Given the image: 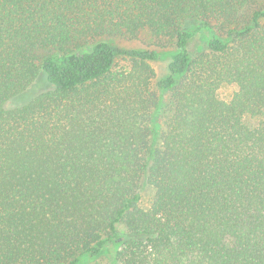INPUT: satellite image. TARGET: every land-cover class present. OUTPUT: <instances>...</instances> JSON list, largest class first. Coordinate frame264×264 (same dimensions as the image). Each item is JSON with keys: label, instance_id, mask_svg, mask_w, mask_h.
Returning <instances> with one entry per match:
<instances>
[{"label": "trees", "instance_id": "obj_1", "mask_svg": "<svg viewBox=\"0 0 264 264\" xmlns=\"http://www.w3.org/2000/svg\"><path fill=\"white\" fill-rule=\"evenodd\" d=\"M104 254L264 264V0H0V264Z\"/></svg>", "mask_w": 264, "mask_h": 264}, {"label": "rangeland", "instance_id": "obj_2", "mask_svg": "<svg viewBox=\"0 0 264 264\" xmlns=\"http://www.w3.org/2000/svg\"><path fill=\"white\" fill-rule=\"evenodd\" d=\"M195 25L194 22H187L186 27L191 28V26ZM214 34L216 33L218 36L223 37L217 30L212 31ZM211 31H200V33L194 35V37L190 40L189 45H187V50L192 56H196L197 54L204 52L206 50L207 40L210 36H213ZM102 40L107 41L115 46H118L121 49L125 50H146V51H155L159 58L156 61H151L150 66L156 73V79L161 78L167 74V65L170 61V56L174 53V48L168 46L166 48L160 47L155 43L154 39L147 31L140 32L137 37L130 39L128 37H109L102 38ZM120 66H125L126 61H120ZM234 86H224L219 90V97L223 100H230L231 95L234 93ZM166 110V108H165ZM151 197L150 190H147L143 193L142 196V204L143 206H147L149 199ZM121 229V228H120ZM121 233L123 232V228L121 229ZM109 254H104L94 260H84L82 264H113Z\"/></svg>", "mask_w": 264, "mask_h": 264}]
</instances>
